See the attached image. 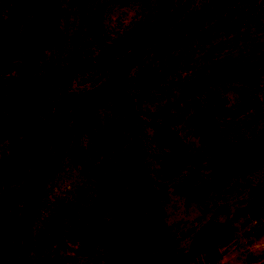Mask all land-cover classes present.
Wrapping results in <instances>:
<instances>
[{
	"label": "rangeland",
	"instance_id": "374dc122",
	"mask_svg": "<svg viewBox=\"0 0 264 264\" xmlns=\"http://www.w3.org/2000/svg\"><path fill=\"white\" fill-rule=\"evenodd\" d=\"M37 2L0 0V25L8 24L10 28L0 48V120L6 118V87L15 80V66L21 53L14 39ZM79 2L60 0L57 15L60 32L45 48L39 73L62 67L73 47L80 54H95L92 28L99 29L102 44L108 48L134 42L150 27L157 7V0H86L81 18ZM188 2L162 41L175 36L181 26L194 18L202 27L225 24L178 45L175 69L156 86L135 92L128 90L131 93L126 97L127 115L117 98L107 96L85 112L74 127L70 126L74 120L71 111L79 105L75 100L62 101V90L65 89V94L77 93L101 82L104 71L93 68L74 73L68 81L52 79L33 86L27 94L26 108L35 109L34 112L0 125V244L7 239L1 264H141L158 247L155 233L133 249L99 244L82 250L78 241L66 238L74 228L69 216L73 214L80 221L98 187L103 182L110 183L119 172L126 175L127 190L145 208L135 142L158 190L161 213L176 251L187 248L193 231L206 218H230V234L214 247L215 258L200 253L186 264H264V206L258 214L233 213L247 202L250 187L262 179L263 170L231 175L222 189L211 190L204 201L185 202L172 187L188 173L189 161L181 159L174 173L162 172L160 163L170 152L151 139L150 113L176 97L180 82L264 56V0ZM210 89L216 98L207 110L211 120L204 127L191 124L194 109L205 105L202 93L182 99L168 114L175 138L199 159L200 179L209 177L212 131L230 140L264 131V74L214 83ZM52 118L54 126L45 140ZM64 125L66 132L61 133ZM22 201L29 207L27 229L12 224ZM218 206L225 210L215 212ZM128 225L129 219L124 214L104 210L101 223L104 229Z\"/></svg>",
	"mask_w": 264,
	"mask_h": 264
},
{
	"label": "trees",
	"instance_id": "16d2710c",
	"mask_svg": "<svg viewBox=\"0 0 264 264\" xmlns=\"http://www.w3.org/2000/svg\"><path fill=\"white\" fill-rule=\"evenodd\" d=\"M85 2L86 0L79 2L81 18L84 16ZM188 4V0H183L178 5L174 3V0H157L155 18L143 36L134 42H121L110 48L102 44L99 29L92 28L91 38L97 48L95 54H80V51H76L73 47L62 67L47 73H39V61L45 48L49 41L60 32L57 15L61 5L60 0H38L14 39V45L19 47L21 53L15 66V80L6 87V118L0 120V125L5 120H18L34 112L35 109L26 108L27 94L33 86L52 79L68 81L74 73L93 68L104 71L105 78L101 82L77 93L65 94V89L62 90V101L75 100L74 102L79 105L71 111L74 113V120L70 126L74 127L85 112L107 96L117 98L124 110V115H127L126 97L130 92L128 90L135 92L156 86L165 75L171 73L173 68L175 69L179 60L175 52L178 45L225 24L221 22L202 27L198 19L194 18L181 26L175 36L162 41L166 38L167 29L184 12ZM9 29L8 24L0 25V48L8 38ZM261 74H264V56L231 69L208 71L195 80L180 82L176 97L166 100L158 110L150 113L152 141L156 146L170 152L160 163L161 171L174 173L178 170L181 159L189 161L188 173L182 175L172 187V191L181 195L185 202H202L211 190L222 189L231 175L262 169V179L250 187L247 202L241 208L235 209L233 213L235 215L241 212L248 214L262 212L264 131L252 137L234 140L212 131L209 143L212 155L209 177L200 179L199 159L175 138L168 119L170 109L182 99L202 93L205 105L194 109L191 124L196 128L204 127L211 120L207 110L216 98L210 89L212 84L256 78ZM53 121L54 118L48 124L45 140L48 139L51 128L54 126ZM64 127L65 125L61 133L66 132ZM134 149L145 208L143 209L137 202L136 196L127 190L126 175L119 172L110 183L103 182L98 187L88 206L82 211L80 221L73 214L69 216L74 228L66 234L67 240L78 241L82 250H88L99 244H114L121 248L133 249L142 245L152 233H155L158 238V247L141 264H186L193 256L200 253L207 255L210 259L215 258L214 247L222 243L230 234V218L222 220H217L213 216L206 218L193 231L187 248L182 252L176 251L161 213L158 190L150 179L144 155L136 142ZM28 209L27 202L22 201L18 215L12 218V224H19L21 228L27 229L30 222ZM105 209L124 214L129 219V225L111 230L104 229L101 223ZM219 210L222 211L225 208L223 206L214 208L215 212ZM6 240L4 239L0 244V264L7 247Z\"/></svg>",
	"mask_w": 264,
	"mask_h": 264
}]
</instances>
